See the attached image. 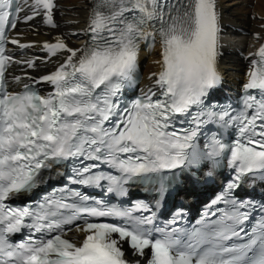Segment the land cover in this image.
Here are the masks:
<instances>
[{"label":"snow or ice","instance_id":"1","mask_svg":"<svg viewBox=\"0 0 264 264\" xmlns=\"http://www.w3.org/2000/svg\"><path fill=\"white\" fill-rule=\"evenodd\" d=\"M13 6V0H0V25L8 21ZM40 6L48 10V23H52V0H35L34 14ZM21 10L16 4L15 11ZM11 26L15 28L14 21ZM87 31L92 42L83 48H68L60 38L44 45L52 55L60 50L69 53L55 72L41 77L55 89L46 97L27 85L22 92L6 90L4 74L11 58L0 49V201L31 188L50 161L78 157L106 163L120 175L92 173L98 167L93 163L75 170L71 183L100 186L107 181L109 192L122 194L124 183L133 177H148L194 160L197 154L188 150L201 125L208 122L237 125L239 138L230 148L215 138L209 145V155L230 151L229 165L236 168V180L264 172V46L257 53L260 60L252 61L255 70L245 85L246 91L259 90L261 99L247 95L237 115L201 107L219 80L213 0H98ZM157 33L161 70L152 75L160 97L153 100L156 93L149 90L121 111L117 98L136 69L139 42ZM194 106L199 109L195 113ZM189 115L195 127L169 131L178 116ZM235 186V182L228 185L229 189ZM61 191L66 195L46 197L35 211L0 203V264H129L113 234L126 240L136 255L149 249L148 264H264V222L250 232L237 230L247 213L234 211L226 216L231 223L220 221L186 238L167 228H156L159 236L153 237L150 226L155 214H133L150 211L142 202L128 209L102 201L90 206L89 197L80 191ZM25 217L33 223L24 224ZM102 217L124 223L99 222ZM73 226L84 234L78 242L67 238ZM22 227L42 235L9 243L7 234Z\"/></svg>","mask_w":264,"mask_h":264},{"label":"bare ground","instance_id":"2","mask_svg":"<svg viewBox=\"0 0 264 264\" xmlns=\"http://www.w3.org/2000/svg\"><path fill=\"white\" fill-rule=\"evenodd\" d=\"M228 1L213 0L218 27L215 64L219 65L218 67L227 81L238 84L249 78L250 62L264 39L262 30L264 0H255L251 11L243 7L248 3L246 0ZM56 3L57 9L54 15L56 26L54 29L47 27L45 15L38 12L28 25L14 29L10 38V41L16 40L17 45L22 43L30 45L26 58L33 59L40 64V73L52 70L69 55L62 50L52 55L49 51H45V44L56 43L57 38H60L68 48L77 49L84 46L88 18L94 8V0H57ZM233 26H244L249 35L244 37L233 35L231 31ZM259 26L262 28L260 29ZM238 49L244 53L245 58H239ZM160 53L161 47L157 44L154 46L151 56L143 61L141 85L144 89L149 88L155 80L152 74L161 70Z\"/></svg>","mask_w":264,"mask_h":264},{"label":"rangeland","instance_id":"3","mask_svg":"<svg viewBox=\"0 0 264 264\" xmlns=\"http://www.w3.org/2000/svg\"><path fill=\"white\" fill-rule=\"evenodd\" d=\"M229 1H233V0H229ZM229 1H228V2H229ZM226 3H227V1H226ZM228 4H229V3H228ZM251 8H252V5H251V7L248 8V10H252V9H253V8H252V9H251ZM256 11H257V10H256ZM257 12H259V11H257ZM259 28L261 29L262 27L259 26ZM262 30L264 31V26H263Z\"/></svg>","mask_w":264,"mask_h":264}]
</instances>
